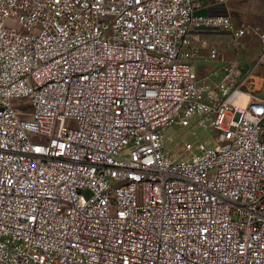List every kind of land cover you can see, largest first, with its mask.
<instances>
[{
	"label": "built area",
	"instance_id": "2783aa9c",
	"mask_svg": "<svg viewBox=\"0 0 264 264\" xmlns=\"http://www.w3.org/2000/svg\"><path fill=\"white\" fill-rule=\"evenodd\" d=\"M226 2L0 0V264H264V24Z\"/></svg>",
	"mask_w": 264,
	"mask_h": 264
},
{
	"label": "rangeland",
	"instance_id": "374dc122",
	"mask_svg": "<svg viewBox=\"0 0 264 264\" xmlns=\"http://www.w3.org/2000/svg\"><path fill=\"white\" fill-rule=\"evenodd\" d=\"M224 6L229 8L230 13L237 21L246 20L249 23L264 24V0H227ZM196 11L205 13L206 8L203 6ZM255 62L256 57H243L242 68L244 74L252 70L249 77L244 81L243 86L247 89H255L264 95V57L260 63L255 65ZM198 67L199 63L194 65L196 70H198ZM205 67H208V65H205ZM202 71L203 67H201L200 73ZM241 79L242 77L239 78V80ZM12 101L21 105L28 104L26 97L13 98ZM177 118L176 116L172 123L162 130L163 142L172 153L177 154L182 149L184 140L197 141L206 139L210 141V134L212 133L210 129L199 126L196 122L183 126L178 123Z\"/></svg>",
	"mask_w": 264,
	"mask_h": 264
},
{
	"label": "crops",
	"instance_id": "0c3cea01",
	"mask_svg": "<svg viewBox=\"0 0 264 264\" xmlns=\"http://www.w3.org/2000/svg\"><path fill=\"white\" fill-rule=\"evenodd\" d=\"M205 1H207V0H204V2ZM224 4L225 3H220V4H215V5H210V9H212V10H214V11H224V10H228L229 11V8L228 7H225L224 6ZM205 8H206V11H207V7H206V5L204 6ZM230 12V11H229ZM233 16V15H232ZM234 18V20L236 21V22H241V21H237L236 19H235V17H233ZM242 21H246V20H242Z\"/></svg>",
	"mask_w": 264,
	"mask_h": 264
},
{
	"label": "bare ground",
	"instance_id": "6f19581e",
	"mask_svg": "<svg viewBox=\"0 0 264 264\" xmlns=\"http://www.w3.org/2000/svg\"><path fill=\"white\" fill-rule=\"evenodd\" d=\"M241 102H243V100H241Z\"/></svg>",
	"mask_w": 264,
	"mask_h": 264
}]
</instances>
